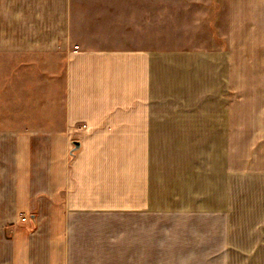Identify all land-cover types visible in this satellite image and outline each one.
Masks as SVG:
<instances>
[{"label": "crops", "instance_id": "obj_1", "mask_svg": "<svg viewBox=\"0 0 264 264\" xmlns=\"http://www.w3.org/2000/svg\"><path fill=\"white\" fill-rule=\"evenodd\" d=\"M0 264H264V0H0Z\"/></svg>", "mask_w": 264, "mask_h": 264}, {"label": "water", "instance_id": "obj_2", "mask_svg": "<svg viewBox=\"0 0 264 264\" xmlns=\"http://www.w3.org/2000/svg\"><path fill=\"white\" fill-rule=\"evenodd\" d=\"M74 145H75L76 148L79 147V143L78 142H75Z\"/></svg>", "mask_w": 264, "mask_h": 264}, {"label": "rangeland", "instance_id": "obj_3", "mask_svg": "<svg viewBox=\"0 0 264 264\" xmlns=\"http://www.w3.org/2000/svg\"><path fill=\"white\" fill-rule=\"evenodd\" d=\"M245 197V196H244Z\"/></svg>", "mask_w": 264, "mask_h": 264}]
</instances>
